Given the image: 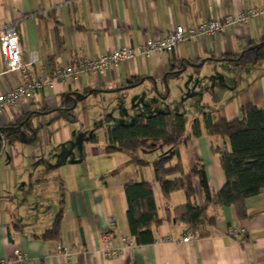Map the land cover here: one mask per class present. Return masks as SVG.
I'll return each mask as SVG.
<instances>
[{"label":"crops","instance_id":"crops-1","mask_svg":"<svg viewBox=\"0 0 264 264\" xmlns=\"http://www.w3.org/2000/svg\"><path fill=\"white\" fill-rule=\"evenodd\" d=\"M263 2L0 0V27L15 22L25 63L17 72L1 73L0 53V92L121 45L137 48L176 25L196 26ZM263 35L264 15L182 41L172 51L136 56L103 75L86 73L58 82L6 105L0 113L6 138L0 140V259L16 264L18 249L29 261L21 264H264V189L245 199L247 216L241 218L233 205L206 204L194 177L193 200L205 216L194 230L173 215L186 202L184 190L164 197L154 178L153 161L172 148L157 147L152 154L105 150V129L131 123L138 115L183 113L188 133L190 120L205 112L231 120L246 103L264 107V58L249 65L225 59ZM31 54L33 64L28 63ZM225 145V138L205 131L179 145L183 170L200 162L212 195L224 184L225 173L211 146ZM177 161L174 156L169 164ZM128 179L152 183L160 223L152 225L150 243L137 244L130 234L123 188ZM60 208L57 237L44 239ZM210 218L212 223L206 221ZM188 231L198 236L182 241Z\"/></svg>","mask_w":264,"mask_h":264},{"label":"trees","instance_id":"trees-1","mask_svg":"<svg viewBox=\"0 0 264 264\" xmlns=\"http://www.w3.org/2000/svg\"><path fill=\"white\" fill-rule=\"evenodd\" d=\"M263 58L264 35L259 42L250 43L240 53L225 56V59L233 60L238 65H249ZM188 122L185 114L177 112L158 111L148 116L138 115L131 123L105 129V150L134 154L141 149L172 148L171 154L164 153L153 161L154 178L159 182L164 197H168L172 191L184 190L186 202L175 207L173 215L191 229H199L205 220L203 208L193 200L194 177L199 179L206 204L233 205L237 215L245 218V199L264 189V107L246 103L240 106L239 115L231 120L225 116L215 119L212 113L205 112L201 119L190 120V131L186 133ZM203 131L228 141V146H211L213 152L220 154V164L225 173L224 184L213 195L203 165L196 162L190 171L185 172L179 161V145L191 137L200 136ZM174 156L178 161L171 165L169 162ZM173 174H179V177L169 178ZM123 188L131 236L137 244L152 242V225H158L160 219L151 181L128 179L124 181ZM61 216L60 208L51 227L42 234L44 239L57 237ZM213 220L210 218L206 221L212 223Z\"/></svg>","mask_w":264,"mask_h":264},{"label":"built area","instance_id":"built-area-1","mask_svg":"<svg viewBox=\"0 0 264 264\" xmlns=\"http://www.w3.org/2000/svg\"><path fill=\"white\" fill-rule=\"evenodd\" d=\"M264 15V2L260 6L228 12L219 17H213L207 21L200 22L196 26L184 27L176 25L170 32L161 37L145 38L142 43L133 48L128 44L111 49L96 57H87L77 64H67L57 67L52 73L41 72L31 79L18 82L14 87L7 88L0 92V113L6 105H15L19 98L36 93L44 87L54 88L56 83H67L76 81L86 73L103 75L109 68L121 62L131 60L136 56L148 57L151 54H160L165 51H172L175 46L186 40L197 39L203 35L216 34L224 31L234 24H247L250 19ZM0 53L3 62L1 73L17 72L25 63L21 59V50L15 22L0 27ZM36 62V57L31 54L29 64ZM0 140H6L0 127ZM198 236L197 231H188L182 236V241H189ZM63 254L68 256L65 248L61 249ZM13 262L21 264L29 262L26 255L18 249L14 251ZM7 259H0V264H9Z\"/></svg>","mask_w":264,"mask_h":264},{"label":"rangeland","instance_id":"rangeland-1","mask_svg":"<svg viewBox=\"0 0 264 264\" xmlns=\"http://www.w3.org/2000/svg\"><path fill=\"white\" fill-rule=\"evenodd\" d=\"M127 124H128V123H127ZM165 147H167V146H165ZM163 148H164V147H163ZM164 149H166V148H164ZM157 150H158V148H157ZM144 151H147L146 153H151V154L153 153V152H152L153 150H149V151H148V150L145 149ZM147 156H150V155L147 154ZM147 156H146V157H147Z\"/></svg>","mask_w":264,"mask_h":264}]
</instances>
